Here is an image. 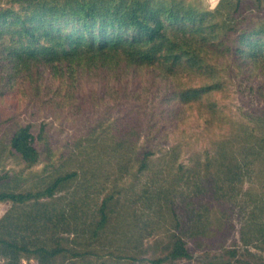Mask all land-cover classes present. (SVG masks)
<instances>
[{
  "label": "rangeland",
  "instance_id": "374dc122",
  "mask_svg": "<svg viewBox=\"0 0 264 264\" xmlns=\"http://www.w3.org/2000/svg\"><path fill=\"white\" fill-rule=\"evenodd\" d=\"M151 1L152 8L160 7L162 12L168 2ZM184 1L186 7L213 10L220 0ZM237 1L235 14L240 10L244 17L239 27L254 32L242 36L238 57L228 46L241 31L225 36V41L219 43L221 49L209 54L214 64L216 61V70L210 73L216 86L202 98L203 102L183 103L176 95L181 87L198 86L210 79L209 72L185 62L78 68L76 79L69 86L65 69L55 71L49 65L31 63L28 70L16 71L3 57L5 53L0 52V136H6L8 127L17 123L43 122L50 144V156L43 151L42 160L33 166H26L16 153L2 147L0 190L32 186L34 174H45L60 163L65 140H71L73 134H83L90 124L98 122L92 134L96 137L130 109L140 111L143 125L139 142L145 137L154 141L150 164L135 176L131 172L118 180L112 176L105 179L112 166L89 162L79 169L75 179L54 193L52 199L64 206L69 225L38 227L34 233L62 230L68 247L88 250L85 258L70 259L65 255L57 259V264H264V143L253 150L246 146L237 148L231 141L252 130L262 133L254 117L264 112V34L256 32L264 26V0H232ZM162 18L169 35L179 33L181 28L192 30L191 23L172 24L164 14ZM212 18L207 14L200 16L195 24L199 25L197 32L201 33L204 23L214 21ZM219 18L221 12L216 13L215 21ZM8 72L13 73L12 77H8ZM177 102L180 107L172 111V104ZM207 104L212 114L209 122ZM245 126L250 130L245 131ZM225 141L231 142L233 149L223 154L222 165L214 160L219 158L215 155L219 144ZM175 145L178 149L171 152ZM207 157L215 158L211 165L192 168L195 158L203 163ZM166 158H172L173 163L167 164ZM205 176L210 179L209 191L204 186ZM166 189L168 202L162 201ZM103 198L109 222L95 239H90L91 231L85 225ZM170 203L172 206L167 208ZM184 204L186 209H181ZM14 209L11 201L0 200V220ZM191 217L197 219L196 226L189 221L176 227L177 220ZM205 226L214 230L211 234L216 245L206 241L195 247L189 234ZM224 227L227 231L220 245L222 232L217 229ZM121 229L129 230L131 236L122 239L116 235ZM179 229L190 256L152 262L153 258L165 256L171 233ZM13 236L18 237L17 229ZM5 260L0 255V262ZM19 264L40 262L36 254H24L19 257Z\"/></svg>",
  "mask_w": 264,
  "mask_h": 264
},
{
  "label": "trees",
  "instance_id": "16d2710c",
  "mask_svg": "<svg viewBox=\"0 0 264 264\" xmlns=\"http://www.w3.org/2000/svg\"><path fill=\"white\" fill-rule=\"evenodd\" d=\"M151 3V0H0V52L5 53L3 57L16 71L28 70L31 63L49 65L55 71L65 69L69 86L74 83L78 68L106 69L121 63L150 65L157 62L174 65L185 62L201 71L209 72L207 77L210 79L206 78L205 82L198 86L181 87L175 94L183 103L203 102L202 98H206L216 86L210 75L216 70V61L214 64L209 54L221 49L219 43L225 41V36L241 31L237 34L238 38L228 46L233 55L240 56L242 36L249 35L254 30L239 27L244 17L242 18L240 10L235 14L239 6L238 1L220 0L213 10H199L195 6L186 7L184 0H168L163 12L160 7L153 9ZM220 12L222 18L216 22V13ZM162 14L172 24L185 21L187 24L191 23L192 30L188 32L181 28L179 33L175 31L169 35L168 25ZM206 14L212 15L214 21L204 23L199 33V25L195 24L200 16ZM256 32L264 34V26ZM261 44H264V41ZM7 75L10 78L13 73L8 72ZM178 103L172 104V111L180 107L181 104ZM208 106L209 104L207 108L205 106V112L209 122L212 114ZM139 112L137 108L127 110L119 122L106 126L104 133L96 137L92 134L99 123L90 124L83 134H73L71 140H65L59 156L60 163L54 164L45 174H34L35 183L32 186L0 190V200H9L15 206L13 211L5 214L0 220V223L4 221L0 225V255L6 257L0 264H19V257L24 254H36L40 264H57V259L65 255L70 259L85 258L88 250L68 247L64 242L65 237L61 234L62 230H54L49 234L46 230L37 233L34 231L47 225L54 228L69 225L64 206L52 198H55L54 193L57 190L75 179L79 169L85 168L89 162L96 166L111 165L112 171L108 172L105 179L112 176L114 180L131 172L135 176L148 167L155 146L152 137H145L143 142H139L143 125ZM167 113L169 115L170 111ZM254 118L262 133L258 134L252 130L245 135L236 136L231 141L237 148L246 146L256 150L264 143V112ZM244 129L250 130L248 126ZM43 131V122L36 124L29 121L9 126L6 136H0V151L6 146L16 153L26 166H33L42 160L43 151H46L47 157L50 156V144L46 141ZM232 143L225 141L219 144L215 153L219 156L214 160L216 163H225L223 154L225 155L227 149L232 151ZM176 149L178 146L175 145L171 152ZM213 159L215 158L207 157L201 163L199 158H195L192 168H197L198 164L209 166ZM173 161L172 158L165 160L169 165ZM134 166L136 168L132 171ZM208 178L205 176L204 186L207 185L209 191L211 183ZM200 183L203 184V181L200 180ZM169 199L166 189L162 201L168 202ZM105 205L106 199L103 198L85 225L91 231L90 239H95L99 230L102 227L104 230L109 222ZM169 205L172 206V203L168 204L167 208ZM181 209H186L185 204ZM194 217L186 218L185 221L184 218L177 220L176 227L180 228L181 222L189 221L196 226L197 219ZM14 229H17L18 237L13 236ZM123 230L115 234L122 239L129 238V230ZM217 230L222 232L219 238L221 245L227 227ZM212 232L214 230H208L205 226L202 230L190 232L189 235L194 239L195 247L203 246L206 241H209L210 245H216ZM140 245L141 243L136 244L135 247L139 248ZM165 247V256L153 258L152 262L190 256L180 229L171 233ZM140 251L146 250L141 248Z\"/></svg>",
  "mask_w": 264,
  "mask_h": 264
}]
</instances>
